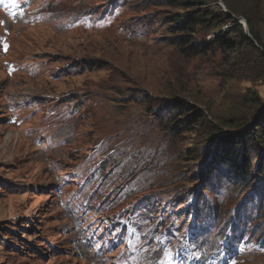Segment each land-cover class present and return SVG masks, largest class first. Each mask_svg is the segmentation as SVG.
<instances>
[{
    "label": "rangeland",
    "instance_id": "374dc122",
    "mask_svg": "<svg viewBox=\"0 0 264 264\" xmlns=\"http://www.w3.org/2000/svg\"><path fill=\"white\" fill-rule=\"evenodd\" d=\"M203 1L193 30L171 0L0 9V264H119L123 223L161 214L181 236L203 205L243 233L228 262L211 236L208 264H264V145L252 137L264 128V0ZM225 149L248 155V179Z\"/></svg>",
    "mask_w": 264,
    "mask_h": 264
},
{
    "label": "trees",
    "instance_id": "16d2710c",
    "mask_svg": "<svg viewBox=\"0 0 264 264\" xmlns=\"http://www.w3.org/2000/svg\"><path fill=\"white\" fill-rule=\"evenodd\" d=\"M172 2L174 3H179L181 2L183 8L185 9H190V11H188L183 17H181L180 19H178L176 21V23L180 24V27L182 28V30H193L194 29V25H197V24H200V21L199 18L201 19H206V16L209 15V13H206L205 10H201V5L202 3L204 2L203 0H171ZM200 9V13L198 15H194V13L196 12H192L193 9ZM197 20V21H196ZM242 29L241 28H237V33L239 34L238 37H242L244 39H246V41H250L252 40L250 37H246L244 35L243 32H241ZM255 40H260L259 38V35H255L254 37ZM222 41V40H221ZM220 41V42H221ZM225 45L229 46L230 47V43L229 42H226V41H223ZM206 47H201L200 48H194V47H191L192 51L194 53L192 54H197V53H201V50H204ZM176 107V106H175ZM187 108V106H181L179 105V107L177 106V109L179 110L178 112H182L183 110H185ZM186 114L185 116L187 118H189V120L192 122V123H196V122H200L202 121L203 117H204V113L199 110V109H196V108H191V110H188V108L186 109ZM177 116H174L173 118L176 120L177 119ZM180 118V117H179ZM174 120V121H175ZM185 122H188V121H185ZM264 123V121H263ZM262 132L260 133V129H256L252 134V137H255L257 139V141L264 145V128L263 130H261ZM246 138H244L245 140ZM231 138H226V141H230ZM225 151V152H224ZM223 152V159L224 160H227V163H229L231 166H236V176L238 177L239 174H241L242 176L245 175L246 179H248L249 175L251 174V164L249 163V157L248 155H245V157L243 156H239V151L237 150H233L230 149V151H228V149H225ZM225 155H228L225 156ZM221 157V155H220ZM241 157V161H239ZM261 165V163L259 164V166ZM214 177V176H213ZM211 187L208 186V185H205L203 186V189L206 190V189H210Z\"/></svg>",
    "mask_w": 264,
    "mask_h": 264
},
{
    "label": "snow or ice",
    "instance_id": "6c2138e0",
    "mask_svg": "<svg viewBox=\"0 0 264 264\" xmlns=\"http://www.w3.org/2000/svg\"><path fill=\"white\" fill-rule=\"evenodd\" d=\"M0 4H11V5H17L18 0H0ZM15 15V14H13ZM0 23H3V21H0ZM4 50H7V45L6 43L4 44Z\"/></svg>",
    "mask_w": 264,
    "mask_h": 264
}]
</instances>
